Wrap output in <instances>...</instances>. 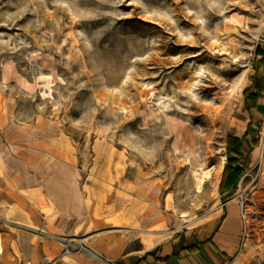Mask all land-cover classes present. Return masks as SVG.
<instances>
[{"label": "rangeland", "instance_id": "374dc122", "mask_svg": "<svg viewBox=\"0 0 264 264\" xmlns=\"http://www.w3.org/2000/svg\"><path fill=\"white\" fill-rule=\"evenodd\" d=\"M0 175V264L142 251L229 201L264 264V0H0Z\"/></svg>", "mask_w": 264, "mask_h": 264}, {"label": "crops", "instance_id": "0c3cea01", "mask_svg": "<svg viewBox=\"0 0 264 264\" xmlns=\"http://www.w3.org/2000/svg\"><path fill=\"white\" fill-rule=\"evenodd\" d=\"M11 169L5 166L3 177ZM0 180L3 179L0 177ZM242 217L237 203L229 201L222 206L213 221L177 232L142 251H129L105 260L112 264H240L238 255L245 232ZM89 252L73 253L67 256L66 262L61 261L59 264H104ZM93 252L100 255L95 250Z\"/></svg>", "mask_w": 264, "mask_h": 264}, {"label": "bare ground", "instance_id": "6f19581e", "mask_svg": "<svg viewBox=\"0 0 264 264\" xmlns=\"http://www.w3.org/2000/svg\"><path fill=\"white\" fill-rule=\"evenodd\" d=\"M209 174H210V171L207 172L206 176H209ZM203 183H204V176H200V177H199V183H198L199 187H201V185H202ZM52 237H54V236H52ZM54 238H56V237H54ZM148 247H149V246H148ZM89 253H90V255H91L92 257L96 258V259L99 260L100 262H103L104 264H111L110 262H108V261H106L104 258H102L100 255H98L97 253H95V252H93V251H90ZM239 263H241V262H239Z\"/></svg>", "mask_w": 264, "mask_h": 264}, {"label": "trees", "instance_id": "16d2710c", "mask_svg": "<svg viewBox=\"0 0 264 264\" xmlns=\"http://www.w3.org/2000/svg\"><path fill=\"white\" fill-rule=\"evenodd\" d=\"M250 89L246 90L245 92V95H246V98H247V101L249 100H256L257 96L256 94H250ZM236 186V184L234 185V187Z\"/></svg>", "mask_w": 264, "mask_h": 264}, {"label": "built area", "instance_id": "2783aa9c", "mask_svg": "<svg viewBox=\"0 0 264 264\" xmlns=\"http://www.w3.org/2000/svg\"><path fill=\"white\" fill-rule=\"evenodd\" d=\"M241 210H242V213H243V217L245 218V207H244V203L241 204Z\"/></svg>", "mask_w": 264, "mask_h": 264}]
</instances>
